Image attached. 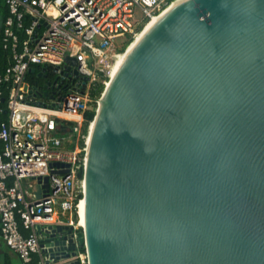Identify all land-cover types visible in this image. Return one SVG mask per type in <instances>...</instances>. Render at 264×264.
Wrapping results in <instances>:
<instances>
[{"label": "water", "instance_id": "95a60500", "mask_svg": "<svg viewBox=\"0 0 264 264\" xmlns=\"http://www.w3.org/2000/svg\"><path fill=\"white\" fill-rule=\"evenodd\" d=\"M103 97L77 234L90 264H264V0L181 3ZM46 244L79 264L73 227Z\"/></svg>", "mask_w": 264, "mask_h": 264}, {"label": "built area", "instance_id": "2783aa9c", "mask_svg": "<svg viewBox=\"0 0 264 264\" xmlns=\"http://www.w3.org/2000/svg\"><path fill=\"white\" fill-rule=\"evenodd\" d=\"M5 1L10 16L4 23L0 18V32L11 41L13 62L0 71V103H6L9 114L0 124L1 237L24 264L34 257L38 264H60L47 251L48 232L73 227L76 255L71 260L90 264L86 243L81 248L77 238L83 232L79 206L94 121L85 135L90 94L101 74L107 76L105 87L110 80V61L121 54L119 40H135L178 0ZM47 71L57 80L40 86L39 79L47 77L39 74ZM7 84L11 91L3 98Z\"/></svg>", "mask_w": 264, "mask_h": 264}, {"label": "trees", "instance_id": "16d2710c", "mask_svg": "<svg viewBox=\"0 0 264 264\" xmlns=\"http://www.w3.org/2000/svg\"><path fill=\"white\" fill-rule=\"evenodd\" d=\"M10 16V11H9V6L6 3L5 0H0V18H1V22H5L8 17ZM143 27H139L138 31H142ZM20 38H22V33L19 34ZM133 42L132 38H129L127 41H125V43H123V45L121 46V48L119 49V52L123 53L126 51V49L128 48V46ZM11 41L7 42L5 41L4 35H3V29L0 32V71L1 72H5L6 69L8 68V66L11 65V63L13 62V51L11 48ZM37 70H40L39 67H36ZM35 75H33L31 73L30 78H33ZM43 78H40L39 80H41ZM107 79V76L105 74H101L100 80L97 81V83H95V85L92 88L90 97H91V109L86 113V123L84 124L83 127V133L85 135L88 134V128H89V124L91 121H93L95 119L96 116V109H97V102L96 100L99 99L104 91V83L103 81ZM2 94H3V98H8L9 96V92L11 91L10 89L8 90V84L5 85L2 89ZM6 109V103L1 102L0 103V124L7 122L9 119V114L5 113ZM64 135V134H63ZM65 136V135H64ZM75 146V144H72L70 146H67L68 149H73ZM80 146L84 147L85 146V141L81 140L80 142ZM3 148V143L0 142V152L2 151ZM80 176L83 177V173H80ZM82 196H80L81 198ZM23 234L26 235L27 233L23 230ZM38 260L36 257H34L32 264H37Z\"/></svg>", "mask_w": 264, "mask_h": 264}, {"label": "bare ground", "instance_id": "6f19581e", "mask_svg": "<svg viewBox=\"0 0 264 264\" xmlns=\"http://www.w3.org/2000/svg\"><path fill=\"white\" fill-rule=\"evenodd\" d=\"M187 0H178L174 4H172L168 9H166L160 16L155 17L152 19L147 26L144 28V30L137 36L135 40L128 46V49L121 53L119 56L115 58L114 64L110 71V80L108 81L106 87L104 88V91L101 95V98L99 99V107L101 108L104 104V97L103 95L108 92V89L111 88L112 83L116 80L117 76L123 69V67L128 62L130 56L135 52V50L138 48V46L141 44V42L151 33L153 29L156 28L163 20L164 18L178 5L185 2ZM96 122L93 121L90 128L89 133V146L91 143L92 135L95 129ZM89 148V147H88ZM85 185V183H84ZM79 225L80 227H84L86 225V200L85 198L82 199L80 206H79Z\"/></svg>", "mask_w": 264, "mask_h": 264}, {"label": "crops", "instance_id": "0c3cea01", "mask_svg": "<svg viewBox=\"0 0 264 264\" xmlns=\"http://www.w3.org/2000/svg\"><path fill=\"white\" fill-rule=\"evenodd\" d=\"M1 226V215H0ZM0 264H24L18 254L9 248L1 237L0 231ZM38 264V263H37Z\"/></svg>", "mask_w": 264, "mask_h": 264}, {"label": "flooded vegetation", "instance_id": "af4514ba", "mask_svg": "<svg viewBox=\"0 0 264 264\" xmlns=\"http://www.w3.org/2000/svg\"><path fill=\"white\" fill-rule=\"evenodd\" d=\"M47 78H43L41 80H39V84L40 86L42 85H46V84H54L57 80V75L54 74L53 72L47 71L46 74H44Z\"/></svg>", "mask_w": 264, "mask_h": 264}, {"label": "rangeland", "instance_id": "374dc122", "mask_svg": "<svg viewBox=\"0 0 264 264\" xmlns=\"http://www.w3.org/2000/svg\"><path fill=\"white\" fill-rule=\"evenodd\" d=\"M125 41H126L125 39H121V40H119L118 44L121 43L123 45V43H125ZM114 61H115V59L111 60L110 62L114 64Z\"/></svg>", "mask_w": 264, "mask_h": 264}, {"label": "clouds", "instance_id": "9594fccd", "mask_svg": "<svg viewBox=\"0 0 264 264\" xmlns=\"http://www.w3.org/2000/svg\"><path fill=\"white\" fill-rule=\"evenodd\" d=\"M127 49H128V48H127ZM127 49H126V50H127Z\"/></svg>", "mask_w": 264, "mask_h": 264}]
</instances>
